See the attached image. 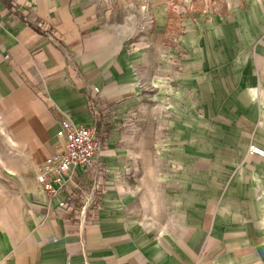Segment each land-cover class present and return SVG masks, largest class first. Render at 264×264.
Listing matches in <instances>:
<instances>
[{
    "label": "crops",
    "instance_id": "0c3cea01",
    "mask_svg": "<svg viewBox=\"0 0 264 264\" xmlns=\"http://www.w3.org/2000/svg\"><path fill=\"white\" fill-rule=\"evenodd\" d=\"M98 1H0V264H264V155L248 151H264V0H243L183 36L175 96L165 100V161L148 169L180 172L144 178L141 198L114 160L121 148L108 147L101 206L82 231L77 211L37 183L44 159L63 150L62 119L93 121L89 95L111 110L138 94L139 57L122 54L126 33Z\"/></svg>",
    "mask_w": 264,
    "mask_h": 264
},
{
    "label": "rangeland",
    "instance_id": "374dc122",
    "mask_svg": "<svg viewBox=\"0 0 264 264\" xmlns=\"http://www.w3.org/2000/svg\"><path fill=\"white\" fill-rule=\"evenodd\" d=\"M157 1L134 8L122 7L117 0L98 1L103 17L113 18V22H118L117 26L126 33L122 54L131 60L139 57L136 71L139 91L135 101L111 110L104 109L98 103L100 118L107 133V146L121 148L119 158L114 157V160L141 198L145 194L144 184L149 183L147 180L144 182V178L158 179L161 172L170 178L175 172H180L148 169L151 167L150 161H165L164 154L160 152L161 146L165 145L161 142L164 143L167 136L170 140L172 118L170 106L165 104V100L175 96V76L182 70L183 36L188 26L224 15L243 0ZM160 10L166 17L163 24L160 23ZM162 81L168 83V92L162 91ZM1 123L0 118V130ZM5 141L6 138L0 136V188L6 183L8 174L2 168L6 162ZM205 156L201 154V157ZM183 173L186 175L187 171L183 170Z\"/></svg>",
    "mask_w": 264,
    "mask_h": 264
},
{
    "label": "built area",
    "instance_id": "2783aa9c",
    "mask_svg": "<svg viewBox=\"0 0 264 264\" xmlns=\"http://www.w3.org/2000/svg\"><path fill=\"white\" fill-rule=\"evenodd\" d=\"M1 1V0H0ZM16 3V0H13ZM29 20V12H24ZM30 23L44 28L32 20ZM59 45L62 42L53 33L46 32ZM71 59L69 53L66 54ZM89 106L93 115L90 124H74L62 119L57 135L64 139L60 153L47 156L36 174V181L50 199H59V207L66 211H77L79 230L93 220L100 209V196L104 187L106 168L102 162L108 149L107 133L100 118V104L95 95H89ZM249 152L263 156L264 151L250 145ZM87 258L84 263L87 264Z\"/></svg>",
    "mask_w": 264,
    "mask_h": 264
},
{
    "label": "bare ground",
    "instance_id": "6f19581e",
    "mask_svg": "<svg viewBox=\"0 0 264 264\" xmlns=\"http://www.w3.org/2000/svg\"><path fill=\"white\" fill-rule=\"evenodd\" d=\"M11 168V167H10ZM15 173V172H14Z\"/></svg>",
    "mask_w": 264,
    "mask_h": 264
}]
</instances>
